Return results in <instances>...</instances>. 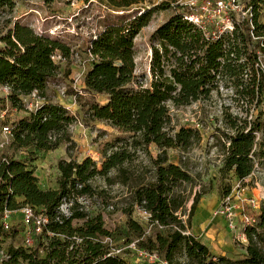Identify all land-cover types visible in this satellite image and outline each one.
<instances>
[{
	"label": "trees",
	"instance_id": "1",
	"mask_svg": "<svg viewBox=\"0 0 264 264\" xmlns=\"http://www.w3.org/2000/svg\"><path fill=\"white\" fill-rule=\"evenodd\" d=\"M99 1L121 12L86 48L91 59L83 76L84 90L92 97L102 96L104 101L82 100L80 96L77 100L84 124L102 122L117 134L99 148V166L91 157L58 160L55 189H42L33 167L2 153L0 215L4 209L29 205L41 208L48 221L34 247L8 246V258L1 264H136L130 256L108 254L102 238L113 237L112 232L105 227L100 212L90 215L79 201L105 193L91 183L95 177L109 186L126 188L129 203L121 210L129 215L127 233L169 264L179 250L187 259L185 264H264V207L256 223L244 229L247 245L242 260L212 254L189 230L204 191H195L187 209L195 177L181 162L173 163L168 157L170 149L186 151L201 138L196 128L176 129L171 124L170 105L186 106L210 97L220 86H230L237 98L262 107L252 120L224 115L232 133L225 134L223 168L243 180L253 172L255 162L264 158V67L260 62L264 56V21L260 20L264 0H248L245 9L250 8V15L230 11L233 27L221 33L218 27L209 32L206 25L190 21L186 17L191 13L189 8L170 15L148 37L147 72L137 70L134 38L165 3L146 8L138 5L139 0ZM14 7V0H0V16H8L0 31V86H9L5 99L10 106L24 111L10 122L9 146L33 152L51 151L64 144L70 151L75 146L70 126L77 118L64 105L53 102L46 87L60 75H70L71 48L56 37L37 33L17 20L12 22ZM54 54L66 61L63 71L61 61L53 60ZM34 89L44 100L27 109L23 97ZM63 202L70 203L68 215L59 210ZM134 206L149 213L148 220L156 227L153 234L145 235L142 226L130 217ZM74 221L80 223L73 225ZM4 233L0 225V237Z\"/></svg>",
	"mask_w": 264,
	"mask_h": 264
},
{
	"label": "rangeland",
	"instance_id": "2",
	"mask_svg": "<svg viewBox=\"0 0 264 264\" xmlns=\"http://www.w3.org/2000/svg\"><path fill=\"white\" fill-rule=\"evenodd\" d=\"M15 7L11 13L12 22L17 20L28 25L37 33L56 37L70 46L72 54L69 59L71 73L68 77L61 75L46 87L47 96L53 101L64 105L77 120L70 126L75 146L66 150L64 144L51 151H29L14 149L9 144L0 148V153L24 161L29 168L33 167L38 177V185L42 189L57 188V162L62 158H73L81 161L85 157L95 160L100 165L102 156L99 148L117 133L102 122L84 124L78 97L82 100L93 98L103 102L100 95L92 97L85 92L83 76L89 67L90 54L87 52L89 41L100 32L104 25L115 22L119 10H112L99 0H14ZM209 12L201 8L207 0H139L138 5L152 7L165 3V7L153 13L148 24L143 27L134 38V57L138 72H147L150 48L148 37L150 33L164 20L175 12L184 13L186 8L190 14H197L202 19L207 30L215 31L221 25H227V14L213 12V0H209ZM241 8L245 9L248 0H238ZM135 5V4H134ZM189 14V15H190ZM8 16H0V31L4 28ZM264 21V12L260 14ZM218 22V23H216ZM202 23V22H201ZM12 25V23H10ZM215 25L213 28L212 26ZM0 46L2 43L0 42ZM61 71L66 61L60 60ZM264 67V56H260ZM84 69V70H83ZM248 77L245 76V79ZM39 96V95H38ZM40 102L44 99L39 96ZM27 109L34 105L35 99L28 96L23 101ZM262 105L255 107L254 102L249 104L246 100L237 98L232 87L220 86L218 92L213 91L210 97L200 99L186 106L174 107L170 105L171 124L177 129L179 126L193 127L199 130L201 138L186 151L170 149L169 160L173 163L181 162L195 177L196 184L189 194L185 207L188 209L195 191L202 192L194 213L191 217L190 231L205 244L210 252L224 256L232 261H240L246 255L247 238L239 231L227 229L224 218L218 212L224 203H230L237 213L243 212L254 216L264 207V158L255 162L253 172L245 179L238 180L230 170L223 168V158L227 139L225 134L232 130L225 125L224 115L231 114L247 120H252ZM4 112L3 117L1 114ZM24 114L10 106L0 90V125L5 121L12 122ZM258 135V134H257ZM2 140L0 136V141ZM141 160L146 162V158ZM91 183L98 189L105 190L99 198H89L84 206L90 215L100 212L104 224L112 234L117 245H124L134 235L127 233V219L122 206L129 203L125 199L126 188L122 185H107L102 178L95 177ZM201 186V187H200ZM229 192L228 196L223 195ZM108 196H114L109 200ZM118 196V197H116ZM228 198V199H227ZM250 200H254L256 207ZM104 202V203H103ZM112 205V208L106 204ZM69 202L62 203V211H66ZM186 213L182 216L186 220ZM130 217L138 222L145 235L155 232V226L143 215L138 206H134ZM80 222H73L77 225ZM0 237V250L8 246H22L23 238L21 228L5 231ZM140 240V239H139ZM34 246V245H33ZM132 257V256H131ZM187 261L183 251H178L173 264H185ZM2 262L0 256V264ZM25 264V263H23ZM239 264V263H235Z\"/></svg>",
	"mask_w": 264,
	"mask_h": 264
},
{
	"label": "built area",
	"instance_id": "3",
	"mask_svg": "<svg viewBox=\"0 0 264 264\" xmlns=\"http://www.w3.org/2000/svg\"><path fill=\"white\" fill-rule=\"evenodd\" d=\"M212 4L213 12L217 13L218 16L219 14H227V25H221V27H218L220 33L224 30H231L233 27L232 20L228 15L230 11L241 12L242 15H250V8H241L238 0H213ZM209 5L210 1L207 0V2L201 6V8L204 10V13L209 12ZM186 17L199 26L205 25L203 20L198 18L197 14L192 13ZM52 58L55 61L62 59L59 54H54ZM0 90L4 96L10 92V88L7 85L0 86ZM28 96H31L35 99L34 105H30L31 109L41 103L37 90L34 89ZM3 115L4 112L1 114V117H3ZM0 136L2 138L0 141V148L10 144L12 139L10 122L5 121L4 124L0 125ZM1 156L2 153H0V158ZM79 201L82 204L87 202V200L83 198H79ZM250 202L256 207L254 200H250ZM108 207L112 208L111 205ZM140 209L143 212V215L149 219V213L143 208ZM59 210L64 215L69 214L68 208L66 211H62V204L59 206ZM218 212L220 213L221 217L224 218L226 227L232 231H239L244 237V240L246 236L244 229L247 226L255 224L257 221V214L251 216L243 212L237 213L235 207L230 203H224ZM47 221V216L43 211H41V208H35L29 205H23L20 208L14 210L4 209L0 215V225L4 231L12 230L13 227H16V230L21 228L23 238L22 246L24 247H34L33 245L35 244L36 239L43 233ZM157 226L159 229H162V226ZM102 242L107 246L108 254L119 255L122 257L130 256L132 262L136 264H169V262L158 252L139 246V238L131 239L121 246L115 243L114 238L111 235H107L102 238ZM39 251L42 252V249ZM0 256L2 260L7 259V251L5 249H1Z\"/></svg>",
	"mask_w": 264,
	"mask_h": 264
},
{
	"label": "crops",
	"instance_id": "4",
	"mask_svg": "<svg viewBox=\"0 0 264 264\" xmlns=\"http://www.w3.org/2000/svg\"><path fill=\"white\" fill-rule=\"evenodd\" d=\"M28 97V95L27 96H25V97H23V101L25 100V98H27ZM29 109H31V108H29ZM224 221V220H223ZM228 229V228H227Z\"/></svg>",
	"mask_w": 264,
	"mask_h": 264
}]
</instances>
